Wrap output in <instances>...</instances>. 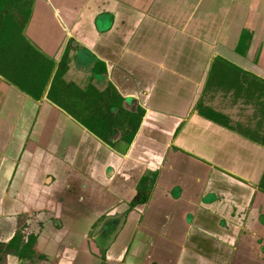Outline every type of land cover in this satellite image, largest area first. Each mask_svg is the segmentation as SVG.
Instances as JSON below:
<instances>
[{
	"label": "crops",
	"instance_id": "obj_1",
	"mask_svg": "<svg viewBox=\"0 0 264 264\" xmlns=\"http://www.w3.org/2000/svg\"><path fill=\"white\" fill-rule=\"evenodd\" d=\"M26 10L22 32L54 59L56 84L84 110H118L117 129L109 145L46 97L50 82L34 99L0 76V235L36 224L39 264H264V147L193 112L219 59L241 70L233 103L256 96L264 0Z\"/></svg>",
	"mask_w": 264,
	"mask_h": 264
},
{
	"label": "flooded vegetation",
	"instance_id": "obj_2",
	"mask_svg": "<svg viewBox=\"0 0 264 264\" xmlns=\"http://www.w3.org/2000/svg\"><path fill=\"white\" fill-rule=\"evenodd\" d=\"M10 4L12 5V14L14 15L15 19L19 22L24 21V11H26L28 0H17V3L13 2ZM46 57L53 61L54 69V59L49 56ZM218 62L215 65L213 64V66L211 67L209 76L203 88V92L201 94V97L198 99L195 108L193 109V112L197 113L201 117H204L207 121H209L215 126L226 128L264 147V95H262L260 103L258 101L256 102L258 93L261 91L264 93V88L260 87V91L257 85L259 84L264 86V81L258 80L256 86H254V88L256 89V96L252 98V102L254 103L257 118L255 121H253V124L240 119H235L232 117L231 114H229L230 112L225 109V106L227 105V103H229L230 105L238 104L231 103V100L232 98H234V95L237 91L235 90L234 85L229 84V80L234 77L236 78V74H238L239 72H235L233 76H230V74L226 75L224 72L221 71V69H223L225 66V62L221 59H219ZM53 69L51 76L47 81V83L50 82V84L48 85V88L46 90V97L59 108H61L63 111L68 113L73 119L77 120L79 123L85 126L97 137L105 139L109 145H113V140L115 139L113 132L114 129L117 128H115V126L112 124V120L115 119L114 112H117L118 110L111 112V116L109 117L102 116L101 114H99L98 111L92 113L90 111L78 107L74 99L72 87L66 85H57L56 74L58 73V70L56 69L54 71ZM0 76L5 81L14 85L4 75L0 74ZM47 83L45 86H43L41 95L46 89ZM210 96L212 98L214 96H219L224 102H222L221 104L215 102L213 101V99L210 98ZM243 99L245 100V98ZM246 99L249 100V98ZM218 100H220V98H218ZM229 104L228 106H230ZM119 116L122 118V115ZM123 118L126 122L129 121V115H125L123 116ZM256 186L260 190L264 191V167ZM41 225L42 224L40 223L38 224L39 227ZM14 227V230L5 237H2L0 235V264H39L41 261H48L49 256L36 247L38 232L35 231H39L37 225H33L32 223H27L21 220L18 221L17 219ZM25 228H29V231H27L28 229L26 231H23L25 230ZM93 233L96 234L95 231H91L89 233V237L92 239V241L94 242V246L96 247L97 241L93 239Z\"/></svg>",
	"mask_w": 264,
	"mask_h": 264
},
{
	"label": "trees",
	"instance_id": "obj_3",
	"mask_svg": "<svg viewBox=\"0 0 264 264\" xmlns=\"http://www.w3.org/2000/svg\"><path fill=\"white\" fill-rule=\"evenodd\" d=\"M13 2L17 3V0H0V74L20 90L39 98L43 86L51 76L54 63L26 40L22 31L23 23L28 18V10L24 11V21H17L8 8ZM221 71L230 76L241 72L228 62ZM229 81L232 85L233 82H240L236 78ZM257 87L260 91V87L264 88L259 84ZM262 95V91L258 93L256 102H261Z\"/></svg>",
	"mask_w": 264,
	"mask_h": 264
},
{
	"label": "rangeland",
	"instance_id": "obj_4",
	"mask_svg": "<svg viewBox=\"0 0 264 264\" xmlns=\"http://www.w3.org/2000/svg\"><path fill=\"white\" fill-rule=\"evenodd\" d=\"M18 13V11H17ZM211 99H213V101L215 102H218V103H222L224 102L223 100H221V97L219 96H214L213 98L210 96ZM218 98H220V100H218ZM242 100H244L243 98H241ZM234 102V98H232L231 100V103ZM241 102V100H240ZM240 102H237L238 104L236 106L234 105H230L229 103H227V105L225 106V109L231 113H236V111L238 112L237 114L240 116L239 119L240 120H243V121H246L248 123H252L253 124V121L256 120L257 118V113H255V107H254V103H240ZM219 104V105H220ZM228 104L230 106H228ZM234 104V103H233ZM259 114V112H258Z\"/></svg>",
	"mask_w": 264,
	"mask_h": 264
}]
</instances>
